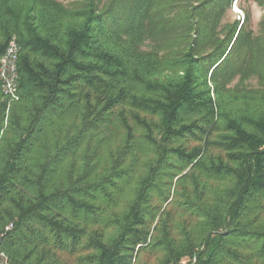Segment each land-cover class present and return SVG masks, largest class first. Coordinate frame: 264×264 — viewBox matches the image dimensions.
I'll list each match as a JSON object with an SVG mask.
<instances>
[{
	"label": "trees",
	"instance_id": "1",
	"mask_svg": "<svg viewBox=\"0 0 264 264\" xmlns=\"http://www.w3.org/2000/svg\"><path fill=\"white\" fill-rule=\"evenodd\" d=\"M233 1L0 0L9 264H264V17L223 22Z\"/></svg>",
	"mask_w": 264,
	"mask_h": 264
},
{
	"label": "rangeland",
	"instance_id": "2",
	"mask_svg": "<svg viewBox=\"0 0 264 264\" xmlns=\"http://www.w3.org/2000/svg\"><path fill=\"white\" fill-rule=\"evenodd\" d=\"M63 1V0H61ZM67 1V0H66ZM190 1L192 4L198 2L199 0H187ZM191 4V5H192ZM246 12L249 13V20H250V27L254 32H257L259 27L260 20L264 17V6L259 5L255 0H237L233 1L232 5L227 11L224 13L222 21L223 22H232V21H238L240 24L243 21V18L246 14ZM254 85V81L251 83ZM170 201V199H169ZM173 201L169 204L166 203L163 206V209L169 212L170 215V221H171V229L172 234L177 238L181 239L182 237V231L181 227L183 225H186V223L189 225L187 228H192L195 220H193L188 214H186L185 211H183L179 207H172ZM172 207V209H171ZM185 222L183 223V221ZM156 221L153 222V226L155 225ZM192 223V226H191ZM110 231V230H108ZM83 254H76L75 256L71 257H63L66 259L68 264H77L75 259L78 258V256H82ZM85 255V254H84ZM159 254L155 253H141L138 255V258L135 261V264H155L157 261Z\"/></svg>",
	"mask_w": 264,
	"mask_h": 264
},
{
	"label": "built area",
	"instance_id": "3",
	"mask_svg": "<svg viewBox=\"0 0 264 264\" xmlns=\"http://www.w3.org/2000/svg\"><path fill=\"white\" fill-rule=\"evenodd\" d=\"M18 54L19 46L14 38L8 40L5 51L0 57V86L7 107L18 100ZM10 224L6 227L8 228ZM0 264H9L4 252H0Z\"/></svg>",
	"mask_w": 264,
	"mask_h": 264
}]
</instances>
